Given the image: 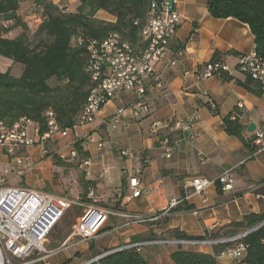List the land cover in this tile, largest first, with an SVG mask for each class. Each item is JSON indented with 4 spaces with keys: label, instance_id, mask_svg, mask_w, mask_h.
<instances>
[{
    "label": "crops",
    "instance_id": "obj_1",
    "mask_svg": "<svg viewBox=\"0 0 264 264\" xmlns=\"http://www.w3.org/2000/svg\"><path fill=\"white\" fill-rule=\"evenodd\" d=\"M51 1L73 11L77 0ZM176 9L181 22L170 41L169 53L155 63L146 90L149 113L134 116L135 95L119 94L101 107L92 122L79 127L76 139L88 153L87 158L70 156L75 147L74 135L49 139L43 146L26 148L30 166L19 177L0 147V176L5 177L6 185L66 196L80 211L69 228L59 224L62 219L55 225L45 243L46 253H34L28 264H82L123 244L170 238L167 232L172 229L179 228L192 237L202 236L240 221L245 214L264 212V197L259 196L264 194V151L249 153L239 139L226 134L223 123V117L241 105L240 122L246 128L254 123L264 130V79L261 96L236 82L244 80V75L236 70L237 57L253 49V34L246 23L235 18L212 17L207 0H177ZM24 11L30 13V5L25 3L20 9ZM96 16L114 21L102 10ZM32 17L31 14L26 19ZM177 50L182 55L176 59L173 53ZM216 51L232 52L225 58L232 80L214 74L200 76V66ZM0 63L9 67L12 62L0 57ZM113 114H117L115 125L106 124L104 119ZM193 117V126L186 134L174 125L175 121ZM164 138L171 141L169 157L161 146ZM55 158L66 165L57 164ZM83 159L89 163L81 164ZM225 169L231 170L232 189L219 193L214 181ZM134 176L141 191L137 196L132 195L129 185ZM194 177L213 182L195 192L191 186L185 188ZM180 198L193 209L177 212L172 208L164 216L150 219L172 199ZM90 208L107 212L96 235L86 240L70 236L72 225ZM135 214L146 216L147 222L129 223L128 216ZM176 249L168 244L139 248L149 264H174L170 255ZM187 250L212 253L209 246ZM39 255L44 259L36 260ZM217 261L235 264L237 260L224 252Z\"/></svg>",
    "mask_w": 264,
    "mask_h": 264
},
{
    "label": "trees",
    "instance_id": "obj_2",
    "mask_svg": "<svg viewBox=\"0 0 264 264\" xmlns=\"http://www.w3.org/2000/svg\"><path fill=\"white\" fill-rule=\"evenodd\" d=\"M150 0H77L73 11L51 0H0V57L20 64L19 75L8 68L0 71V121L11 123L26 117L37 123L40 133L46 130L44 113L53 112L61 127H71L89 94L90 78L87 66L88 41L100 42L109 34L118 33L131 45H138ZM31 12H20L24 4ZM99 10L113 16L114 21L100 19ZM207 10L214 18H235L246 23L254 37L255 53L264 57V0H207ZM32 18L26 19L27 16ZM20 29L9 37L8 33ZM82 39V43H78ZM232 52H214L207 62H225ZM206 62V63H207ZM200 69H203V65ZM224 80L233 77L220 71ZM51 81L53 83H51ZM250 93L261 96L262 81L244 75L236 81ZM210 107V106H209ZM241 111L236 107L223 117L228 136L240 140L249 153L254 151L252 135L240 122ZM80 158H87L80 142L75 144ZM56 159V158H55ZM57 164L64 165L56 159ZM66 165V164H65ZM88 184V183H86ZM218 192L220 185L215 182ZM193 205L183 202L172 211L192 210ZM245 234L237 240L212 246V253L178 247L170 258L174 264H218L217 258L238 243L245 245L244 256L235 264H264V212L248 213L240 221L228 223L212 233L188 236L179 228L169 230L168 237L215 239ZM104 255V254H101ZM100 255V256H101ZM87 264H149L138 247L123 248Z\"/></svg>",
    "mask_w": 264,
    "mask_h": 264
},
{
    "label": "built area",
    "instance_id": "obj_3",
    "mask_svg": "<svg viewBox=\"0 0 264 264\" xmlns=\"http://www.w3.org/2000/svg\"><path fill=\"white\" fill-rule=\"evenodd\" d=\"M177 0H150L145 21L140 31V41L147 42L146 50H139L135 45L132 58H124L123 49H128L129 42L123 40L118 33L109 34L100 42L88 41L86 50L88 52L90 68V87L86 101L77 115L76 122L71 127H61L56 122L51 110L44 113V124L46 130L40 133V127L33 120L19 117L11 123L0 121V147L4 155L11 159L15 166V176H22L29 168L30 161L25 150L29 146H43L49 139L74 135L77 141V131L80 126L89 124L95 118L96 113L104 104L122 93H133L135 102L132 105L134 116L139 117L149 113V106L145 100L146 90L151 76L154 73L155 63L169 53V44L174 37L181 22V17L176 9ZM82 43V39H78ZM181 50L173 53V58H179ZM236 70L252 79L262 81L264 79V57L255 53V49L241 54L237 57ZM173 63V62H172ZM220 71L230 73L225 62H207L200 71L201 77L220 75ZM212 106V105H211ZM241 109V105L236 107ZM121 111L119 110L118 113ZM195 118H187L183 121H175L184 134L193 126ZM106 124L112 126L117 122V114L104 119ZM158 125V124H157ZM155 124V126H157ZM252 135L254 152L264 151V130L256 128ZM177 141V140H176ZM170 140L164 138L161 146L166 149V156H170ZM101 146V145H99ZM122 154H128L122 151ZM72 158L78 157L77 149L74 147L70 152ZM59 158H64L60 155ZM89 161L83 159L81 164L87 165ZM213 181L205 177H194L188 180L185 188L191 186L193 191L199 192ZM214 182H218L221 191L227 192L232 189L233 178L231 170L222 171ZM133 196L139 195V180L135 176L129 181ZM91 194V193H90ZM261 198L264 194L259 195ZM183 198L172 199L168 206L155 213L150 219H158L166 212L183 202ZM72 200L66 196H56L42 190H32L19 186H9L5 183V177L0 176V264H28V259L34 254L46 253L45 243L47 238L61 220L65 212L71 208ZM107 216V212L99 208H90L88 212L71 227L70 236L89 239L94 237ZM129 223H145L148 218L144 215H129ZM245 232L232 237L215 239L211 237L195 238H156L143 242L129 243L101 254H109L114 251L155 244H168L182 249L191 247H203L240 239ZM233 259L244 256L245 245L238 243L233 248L225 251ZM39 255L36 260H43ZM94 261V257L86 262ZM86 262H82L85 264Z\"/></svg>",
    "mask_w": 264,
    "mask_h": 264
},
{
    "label": "rangeland",
    "instance_id": "obj_4",
    "mask_svg": "<svg viewBox=\"0 0 264 264\" xmlns=\"http://www.w3.org/2000/svg\"><path fill=\"white\" fill-rule=\"evenodd\" d=\"M16 31H14L12 34H10V35H8L9 37H14V36H16L17 35V33H19L20 32V29L18 28V29H15ZM5 64H7V62L5 63ZM6 68H9L10 69V71L12 72V74H18L19 73V68H21L22 69V66L20 65V64H14V63H11L10 64V66L9 67H6L5 65H4V63H0V69H2V70H5ZM51 83H53L52 81H51ZM80 214V211H79V209H78V206H74V205H72L71 206V208H69L66 212H65V214L63 215V217L61 218L62 220L59 222V224L61 223V225L63 226V228L65 229V228H69V226L71 225V223H74L75 222V220H76V217L78 216ZM70 223V224H69ZM70 232H71V230H70ZM101 255V254H100ZM100 255H98V256H96V257H94V260L97 258V257H99ZM87 263V262H86ZM85 263V264H86Z\"/></svg>",
    "mask_w": 264,
    "mask_h": 264
},
{
    "label": "bare ground",
    "instance_id": "obj_5",
    "mask_svg": "<svg viewBox=\"0 0 264 264\" xmlns=\"http://www.w3.org/2000/svg\"><path fill=\"white\" fill-rule=\"evenodd\" d=\"M138 49L139 50H146L147 49V42H143V43L139 42ZM135 50H136L135 45H128V49H123L124 58H132L133 52H135ZM86 65L87 66L85 67V70H86L87 74L90 75L89 61H87ZM89 78H90V76H89ZM52 115H54L53 112H52Z\"/></svg>",
    "mask_w": 264,
    "mask_h": 264
},
{
    "label": "water",
    "instance_id": "obj_6",
    "mask_svg": "<svg viewBox=\"0 0 264 264\" xmlns=\"http://www.w3.org/2000/svg\"><path fill=\"white\" fill-rule=\"evenodd\" d=\"M255 129H256L255 124H254V123H249V125H248L247 128H246V132L251 133V132H253ZM105 255H107V254L101 255V256L97 257L96 259L98 260L99 258H101V257H103V256H105ZM96 259H95V260H96Z\"/></svg>",
    "mask_w": 264,
    "mask_h": 264
}]
</instances>
